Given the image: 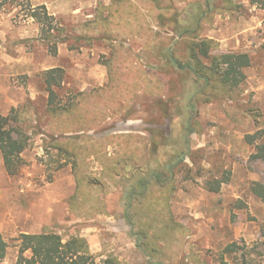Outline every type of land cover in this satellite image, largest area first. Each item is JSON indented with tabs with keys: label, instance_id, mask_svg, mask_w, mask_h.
<instances>
[{
	"label": "rangeland",
	"instance_id": "rangeland-1",
	"mask_svg": "<svg viewBox=\"0 0 264 264\" xmlns=\"http://www.w3.org/2000/svg\"><path fill=\"white\" fill-rule=\"evenodd\" d=\"M37 1L0 9V115L13 114L30 138L17 176L0 151V235L9 244L0 264H17L22 234L42 232L85 238L98 263L264 264V202L253 192L264 185V160L246 140L264 133V9L250 0H100L74 18L55 17L56 31L43 34L31 17ZM187 32L216 41L217 52L250 55L231 98L198 100L193 73L167 65L164 51ZM24 53L31 75L8 65ZM53 67L67 74L58 101L86 94L94 130L52 131L42 75ZM145 203L157 232L165 230L161 258L142 247L136 224Z\"/></svg>",
	"mask_w": 264,
	"mask_h": 264
},
{
	"label": "trees",
	"instance_id": "trees-1",
	"mask_svg": "<svg viewBox=\"0 0 264 264\" xmlns=\"http://www.w3.org/2000/svg\"><path fill=\"white\" fill-rule=\"evenodd\" d=\"M250 1L253 5L264 9V0ZM6 2L7 0H0V9ZM32 10L31 17L41 25L43 34L56 31L58 22L45 5ZM163 17V14H159L158 21L161 22ZM170 19L173 24L176 22L175 19ZM182 37V40L173 43L174 47L171 51L170 49L164 51V57L170 63L167 65L172 69L176 68L182 72L190 70L193 73L200 85L196 94L198 100L210 102L231 98L235 91L245 84L246 70L252 65L248 53L217 52L219 44L216 41L202 39L194 32ZM180 48H184L188 62L180 57ZM42 78L49 94L48 110L53 117L51 125L54 134H80L95 129L99 120L96 116L90 118V114L82 105L86 100V94H76L73 101L68 104L58 101V90L63 88L67 78L64 68L56 67L47 70L43 73ZM174 104V101L168 103V111H166L168 119L174 116L169 112L170 108L174 110ZM85 114H88L89 117ZM29 140L27 134L18 126V120L13 114L0 115V151L6 171L10 176H17L20 173L24 163L22 154L29 147ZM246 140L251 145H257L258 152L254 159L264 160V133L249 135ZM54 146L56 149L64 151L67 144L56 140ZM124 157L122 156V158ZM122 158H119L118 162H121ZM116 167L114 166V168ZM229 181V177L224 180H216L214 183L212 182L210 190L218 193L222 185ZM253 192L264 202V185L254 184ZM146 204L140 206L137 211L136 225L140 233L145 236V243L142 247L153 258H161L160 254H157L159 251L157 245L164 238L165 230L157 232V223L150 220L155 210ZM154 215L160 217L159 212ZM17 241L19 253L17 264H116V261L110 257L98 263L96 256L91 253L87 240L81 236H73L66 241L55 232H42L40 234H22ZM236 246V244H232L226 251L232 252ZM8 248V242L0 235V262L6 258Z\"/></svg>",
	"mask_w": 264,
	"mask_h": 264
},
{
	"label": "crops",
	"instance_id": "crops-1",
	"mask_svg": "<svg viewBox=\"0 0 264 264\" xmlns=\"http://www.w3.org/2000/svg\"><path fill=\"white\" fill-rule=\"evenodd\" d=\"M98 1L100 0H40L37 2L41 3L42 5H45L49 13L54 17H64L69 15L70 17L74 18L85 9L91 10L97 8L99 5ZM104 1H105L104 6L106 7H111L113 5L112 0H104ZM90 17H95V16H90ZM4 60L6 61V58ZM7 61H9L8 65H13V68L15 70L19 69L18 71L15 72L25 73L27 75H31L33 73L35 63L32 61L31 56L28 55L27 53L22 54L18 58H12L11 60L9 59ZM4 68H6V66Z\"/></svg>",
	"mask_w": 264,
	"mask_h": 264
}]
</instances>
